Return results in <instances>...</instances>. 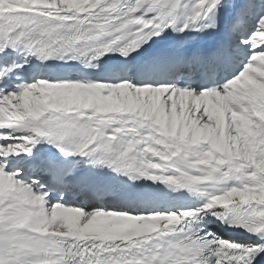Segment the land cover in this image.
I'll return each instance as SVG.
<instances>
[{
  "label": "snow or ice",
  "instance_id": "1",
  "mask_svg": "<svg viewBox=\"0 0 264 264\" xmlns=\"http://www.w3.org/2000/svg\"><path fill=\"white\" fill-rule=\"evenodd\" d=\"M0 264H264V0H0Z\"/></svg>",
  "mask_w": 264,
  "mask_h": 264
},
{
  "label": "bare ground",
  "instance_id": "2",
  "mask_svg": "<svg viewBox=\"0 0 264 264\" xmlns=\"http://www.w3.org/2000/svg\"><path fill=\"white\" fill-rule=\"evenodd\" d=\"M173 37H174V34H173ZM157 39H159V38H157ZM179 194H181L182 195V197H187L188 196V194L187 193H179ZM191 199V198H190ZM193 202L195 203L196 201L195 200H193ZM239 232H241L239 229H237Z\"/></svg>",
  "mask_w": 264,
  "mask_h": 264
}]
</instances>
